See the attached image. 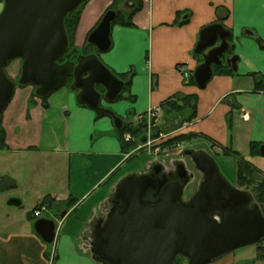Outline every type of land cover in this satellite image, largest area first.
<instances>
[{"label": "crops", "instance_id": "crops-1", "mask_svg": "<svg viewBox=\"0 0 264 264\" xmlns=\"http://www.w3.org/2000/svg\"><path fill=\"white\" fill-rule=\"evenodd\" d=\"M117 1L87 0L83 4L74 33L75 48L83 47L88 33ZM123 4L130 8L124 9ZM119 5L127 15L136 3L123 0ZM131 23L112 26L111 47L99 56L115 75L131 72L132 65L143 60L132 71L126 101L120 98L108 108L114 113H131L138 122L151 107L177 94H194L195 116L188 121V110L167 115L161 110L155 118L156 125L160 115L163 119L157 125L160 131L197 134L193 139L206 141L213 151L230 149L264 172V156L259 150L250 153L251 143L264 145V92L254 89L251 76L264 74V50L255 39L264 40V0H142ZM215 23L230 33L227 42L236 49V70L230 68V75L212 74L199 88L190 80L202 62L195 47L200 31ZM20 66L15 59L7 72L11 80L19 78ZM122 81L126 83L127 78ZM34 91L31 85L15 87L1 113L7 145L1 151L14 158V185L21 182L28 209L20 219L17 214L0 215V264H101L84 238L100 204L118 183L114 177L122 150L117 128L111 116L97 115L77 103V92L70 86L53 91L46 108L32 96ZM56 155L63 157L62 162H50ZM47 197L52 198L50 204ZM70 198L75 202L68 207ZM36 206L41 207L39 217L32 214ZM40 218L60 220L52 243H45L34 229ZM8 221L13 225L5 226ZM27 249L33 253L28 255ZM210 264H233V260L223 257ZM242 264H264V259L252 258Z\"/></svg>", "mask_w": 264, "mask_h": 264}, {"label": "water", "instance_id": "water-1", "mask_svg": "<svg viewBox=\"0 0 264 264\" xmlns=\"http://www.w3.org/2000/svg\"><path fill=\"white\" fill-rule=\"evenodd\" d=\"M85 0H3L0 11V114L10 101L15 83L4 67L19 59L18 83L35 87L43 97L62 87L71 77L70 89L76 91V102L87 106L97 115H109L115 128L122 120L102 99L114 101L124 88L119 79L98 57L90 53L76 61L58 63L67 50L64 18ZM131 4V3H130ZM116 17L107 10L97 26L89 33L87 43L98 52L111 47V27ZM229 31L219 23L203 28L195 52L202 62L195 68L196 85L203 88L212 76V65H220L229 50ZM233 47V46H232ZM69 55H67L68 57ZM237 57L226 64L235 71ZM103 88V94L96 88ZM259 153L264 156V145ZM196 167L204 174L198 192L182 209L174 197L163 195L153 204L142 200L149 186L148 175L139 180L127 176L116 187L114 205L107 218L97 221L91 232L90 252L101 264H174L177 257L186 264H209L235 249L257 244L264 236V216L252 202L249 192L230 186L220 175L214 160L203 152L192 155ZM14 185L7 176L0 177V191ZM222 194H219V193ZM122 201V206L117 203ZM218 200L231 203V209L217 208L216 215L205 214L206 207ZM7 204L19 206L9 199ZM64 214H62L63 216ZM34 229L45 243L55 238V221L40 218ZM101 242V244L99 243Z\"/></svg>", "mask_w": 264, "mask_h": 264}, {"label": "rangeland", "instance_id": "rangeland-1", "mask_svg": "<svg viewBox=\"0 0 264 264\" xmlns=\"http://www.w3.org/2000/svg\"><path fill=\"white\" fill-rule=\"evenodd\" d=\"M122 2H123V0L120 3H122ZM120 5L118 4V6H117L119 11H120ZM122 7L124 9L130 8L124 4L122 5ZM123 15L126 16V14H123ZM232 46L221 57V60L224 64H226L227 59H230L232 57H238L236 54V49H234V45H232ZM68 51L69 50L67 49L66 53ZM95 52L98 53V57L103 56V54L108 53V51H106V52L95 51ZM66 53H65V55H66ZM140 61H136L135 65H132V67H133L132 71L133 72H135V68L138 66ZM14 64H15V60H11L6 64V66L4 67L6 74H7V72H11ZM18 79L19 78H15L12 80L15 82V87L19 88L21 86H19ZM24 86H26V85H24ZM67 86H68V84H67ZM34 90H35V88H34ZM120 95H121L120 98H122L121 100H125L124 99V95H125L124 90L121 91ZM120 98H118L117 100H114V101H107L105 99H102L100 102V105L102 107H106V108H108V106L109 107L114 106L117 103H119ZM160 111H161V109H160ZM161 112H160V114H161ZM113 113H114V111H113ZM115 115H117L118 117H121L124 123H128V122H130L132 124L137 123V121L135 122L136 117L133 114L131 115V113H127L126 115L121 114V113L120 114L115 113ZM160 117H161V115H160ZM160 117L157 118L158 119L157 125H159L160 123L163 122V119ZM141 119H143L142 116L138 118V122ZM145 119H146V129H145L146 130L145 131L146 137L144 138L145 141L139 142L136 145V147L130 149L129 152L120 154L119 158L121 159V162H120L121 165H120V168L118 171V175H116V177H114V182L119 183L125 176H127L129 174L139 175L141 173H146L153 163H159V164L163 165V167L165 165L166 170H167V169L171 168V166H172L171 163L175 160H181L183 163L189 162L188 166L190 167V169L193 170L195 172V174L200 177L199 173H197L196 170L194 169V166H193L190 158L184 154V151L186 149H190L195 153L196 152H203V153L207 154L208 156H210L214 160V162L218 168V171H219L220 175L224 178V180L233 188L238 187V189H240V190L249 192L250 195L253 197V199H252L253 202L257 203L255 198H254V194L252 192L253 185H248V184L240 185V183L237 180V161L239 160L238 156L233 155V154L228 155V156L223 155L222 154L223 152L221 150L213 151L211 149L210 145L202 139H191L188 142H182L181 144H178L176 148L162 149L159 146L161 144V141L164 139H167L168 137H170L176 133H179V132H169V133L166 132L165 133V132H162L159 130L156 133L155 131H157V130H155L154 128H156L158 126L156 124L152 125L153 124L152 123L150 125V127H148L147 118H145ZM112 121H113V125H114V119L113 118H112ZM153 133H156L157 136L154 137ZM4 153L6 154V152H3L0 150V177H3V176L10 177L11 179H13V181L15 183L14 176L17 175L16 174L17 171H16L15 166H17V165L15 163H13L14 158H12L11 155L5 156ZM52 160L54 161L55 164H57L59 162H62L63 157L58 156V155H56L54 157L51 156L50 162H52ZM21 162H24V161L22 160ZM85 162L88 163V161H85ZM22 175H25V174L22 173ZM18 181H20V180H18ZM20 183L19 182L16 183L18 185L17 188H16V184H15L14 186H11V187L3 190V191H0V215H1V217H6L5 215L17 214L18 218L20 219L21 217H23V215L26 216L25 212H26V208L28 209V207H27V201H25V200H27V194L22 190ZM115 187H114V189H115ZM114 189L110 190L108 198H106L100 204L99 212L93 218V221L91 222V224L89 226V230L87 231L86 237L84 238V244H86L88 249H90L91 232H92L94 224H95L94 219L97 220L98 217L99 218L104 217L105 214L108 212L109 208L112 206L109 199L112 196ZM21 198L23 199V201H22V204H20L19 206L7 204V201L9 199H17V200L21 201ZM43 215H45V214H43ZM100 215H102V216H100ZM10 224H11V221H8L4 225L6 226V225H10ZM11 225H13V224H11ZM259 245L263 246L264 241H260L257 244L248 245V246H244V247L235 249L232 252H230L229 254L225 255L224 257H226L228 259L229 258L232 259L233 264H235V263L236 264H242L244 260H248V259H252V258L258 259L259 252L257 251V247ZM31 253H33V251L31 249H27V254L31 255ZM176 259H177V262H175V263H177V264H186L187 263L185 258H182L180 256L177 257ZM214 262H216V261H214Z\"/></svg>", "mask_w": 264, "mask_h": 264}, {"label": "trees", "instance_id": "trees-1", "mask_svg": "<svg viewBox=\"0 0 264 264\" xmlns=\"http://www.w3.org/2000/svg\"><path fill=\"white\" fill-rule=\"evenodd\" d=\"M122 0H118L117 2H113L107 10L113 9L116 12V17L114 21L112 22L113 25H121V26H132L131 23V17L134 12L138 11L141 8L142 0H132L136 3L135 8L126 16L123 15L118 9V4ZM0 2H3V0H0ZM86 1H83L76 10L70 12L67 14V16L64 18V29L67 36V49L69 50L66 55L62 56L58 63H63L65 61H76L79 57L88 55L92 53L93 51H96L95 47L86 41L81 49H77L74 47V33L75 29L78 23L79 15L82 10V6ZM94 29V28H93ZM92 29V30H93ZM91 30V31H92ZM90 31V32H91ZM89 32V33H90ZM88 33V35H89ZM87 35V37H88ZM255 39L257 40V43L259 44L260 48L264 50V40H261L257 36H255ZM67 55H69L67 57ZM212 74H218V75H230L232 74V70L230 69V66L227 64H224L223 62L220 65H212ZM132 71L125 74H119L116 76L123 80L127 78L126 83L124 84V91L128 92L129 85H130V78L132 76ZM253 83H254V89L264 92V74H251ZM191 82L195 84V80L193 76H191ZM71 82V77H69L64 86H69ZM19 86H24L20 85ZM100 91L103 92V88L100 87ZM51 94V93H50ZM38 97L35 93L32 94V96L38 97L41 101V105L46 108L47 105V98L49 95ZM121 95L118 96L120 98ZM126 97V96H125ZM127 98L133 99L130 97L129 94H127ZM197 103V96L196 95H181L177 94L171 99H167L164 102H162L159 107L163 111V113L170 114V113H181L184 110L189 111V116L186 120L190 121L195 116V108ZM144 115H142L143 117ZM154 125V120L153 124ZM156 127V126H155ZM146 119L143 117L139 122L136 124H132L130 122L124 123L122 121V127L119 129H116V133L118 135L120 146L122 153L129 152L130 149L135 148L136 145L143 141L146 137ZM156 133L160 130L159 127L154 128ZM130 135V139L126 140L124 139L125 134ZM153 133V136L156 137L157 134ZM197 137V134L192 133H176L167 139H164L161 141V144L159 145L160 148L166 149V148H176L178 144H181L182 142H188L191 139ZM259 147V143H251L250 144V153L254 154L257 152ZM7 149V145L5 142V131L1 124V114H0V150ZM220 150L223 152V155H236L239 157V160L237 161V180L240 183V185L248 184L253 185L252 192L254 194V198L256 200V204L258 205L262 215L264 216V172H260L259 170L255 169L250 163L244 161L239 154H234L235 152H231L230 149L221 147ZM48 203H51L52 198L47 197ZM75 202L74 198H70L67 201V206L70 207ZM35 208H40L39 206H36ZM261 241H264V236L261 239ZM257 251L259 252L258 259H264V245H259L257 247ZM177 262V259L175 260ZM174 262V263H175ZM177 264V263H175Z\"/></svg>", "mask_w": 264, "mask_h": 264}, {"label": "flooded vegetation", "instance_id": "flooded-vegetation-1", "mask_svg": "<svg viewBox=\"0 0 264 264\" xmlns=\"http://www.w3.org/2000/svg\"><path fill=\"white\" fill-rule=\"evenodd\" d=\"M127 4V3H126ZM193 152L190 149H186L184 154L190 158L194 169L197 173H199L200 177L195 174L193 170L190 169L189 162L183 163L181 160H175L171 163V168L166 170V166L161 165L159 163H153L146 173H141L139 175L136 174H129L127 176H132L133 180L137 181L142 175H148L149 186L145 188V191L142 195V200L147 204H153L156 202L159 197L163 195H167L170 197H174V201L182 208L188 209L190 207H185L186 204H189L192 197L198 192L201 183L204 179V174L196 167L192 160ZM197 153V152H196ZM125 176L117 185L116 187L121 184V182L127 177ZM116 187L112 196L110 197L109 201L111 203V207L109 208L108 212L105 214L104 217L99 219L102 220L101 225L107 218V214L110 212V209L114 205V194L116 191ZM238 188V187H237ZM219 194H222L221 192ZM219 207L214 205H208L205 210V214H210V216H215L217 208L222 209H231V203L225 200H218ZM253 204L250 202L248 207H251ZM118 206H122V201L120 200L117 203ZM97 219L95 221L94 227L97 224ZM93 227V229H94ZM93 231V230H92ZM101 244V242L99 241ZM225 256V255H224ZM223 256V257H224ZM221 257L220 259H222ZM218 259V261L220 260ZM236 264V263H235Z\"/></svg>", "mask_w": 264, "mask_h": 264}, {"label": "built area", "instance_id": "built-area-1", "mask_svg": "<svg viewBox=\"0 0 264 264\" xmlns=\"http://www.w3.org/2000/svg\"><path fill=\"white\" fill-rule=\"evenodd\" d=\"M159 112V108L158 107H151L150 109H148L146 111V118H147V123H148V127H150L151 125V120L152 118L155 116L156 113ZM130 139V136L128 134L125 135V140H129ZM40 209H35L33 210V216L34 217H38L40 215ZM60 224V221L58 222V225ZM53 259V252H51L50 254V260Z\"/></svg>", "mask_w": 264, "mask_h": 264}]
</instances>
